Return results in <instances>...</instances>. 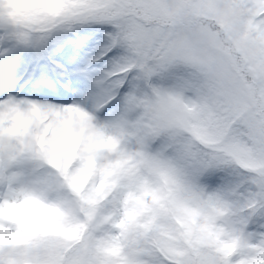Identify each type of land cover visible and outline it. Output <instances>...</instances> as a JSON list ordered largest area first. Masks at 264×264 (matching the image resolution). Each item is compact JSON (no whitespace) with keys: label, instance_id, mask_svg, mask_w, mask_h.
I'll return each mask as SVG.
<instances>
[{"label":"snow or ice","instance_id":"obj_1","mask_svg":"<svg viewBox=\"0 0 264 264\" xmlns=\"http://www.w3.org/2000/svg\"><path fill=\"white\" fill-rule=\"evenodd\" d=\"M85 17L39 35L0 29V100L37 96L43 108L78 106L114 129L141 90L172 76L177 99L189 97L213 131L206 142L161 131L164 153L206 181L208 198L238 214L243 234L234 249L197 250L195 264H264V0H89ZM18 143L6 154L0 146V185L25 176L31 148L22 137ZM225 153L246 162L230 163ZM105 222L89 231L69 221L44 264H109L102 245L115 237L95 235ZM153 224L132 235L130 255L118 264H191ZM113 227L125 230L122 221ZM15 246L0 243V264H40L4 250Z\"/></svg>","mask_w":264,"mask_h":264},{"label":"clouds","instance_id":"obj_2","mask_svg":"<svg viewBox=\"0 0 264 264\" xmlns=\"http://www.w3.org/2000/svg\"><path fill=\"white\" fill-rule=\"evenodd\" d=\"M84 7L81 0H0V29L39 35L50 28L76 26ZM43 103L10 95L0 100V146L5 154L9 147L19 150L21 137L31 148L24 154V178L11 187L0 185V243L16 245L5 247V252L20 260L28 254L44 264L45 241L63 238L69 221L92 231L105 218L95 235L112 231L115 237L102 245L108 249L109 264L130 255L128 241L153 219V231L165 233L191 264L197 250L234 249L243 239L238 214L210 200L207 190L189 195L179 177L166 170L148 174L141 168L138 176H129L116 135L105 121L78 106H38ZM90 211L95 213L91 220L85 215ZM119 221L124 231L113 227Z\"/></svg>","mask_w":264,"mask_h":264},{"label":"rangeland","instance_id":"obj_3","mask_svg":"<svg viewBox=\"0 0 264 264\" xmlns=\"http://www.w3.org/2000/svg\"><path fill=\"white\" fill-rule=\"evenodd\" d=\"M81 3L85 5V9L89 4V0H81ZM86 22V17L78 21V23ZM167 77L170 78V81L167 80L163 97H154L152 101L154 106L158 108L162 116L166 119L168 123L167 125L178 131V134L182 133L190 135L192 133H196L198 135H204L205 139L208 141L212 136L213 131L211 124L205 116L197 113L192 108L189 97L184 96L179 100L177 99L175 90L171 83L173 77ZM142 91L143 90L140 91V94ZM28 98L37 100L42 99L37 96H30ZM134 102L135 98H133L129 108L127 109L125 119L121 122L120 126L113 129L119 142L117 148L122 167L129 176L135 174L134 171L138 169V165L136 163L138 160H134L135 146L137 147V144L142 143L146 139L145 137L142 138V134L139 131L140 124L134 126L132 124V120L136 118V115L134 114ZM54 103H59V101ZM183 103H186V108L183 107ZM148 154L151 158L150 162L147 164V167L149 168L147 171L148 173L152 174L160 168L170 170L174 177H179L183 191L192 196L205 191L209 187L206 182L202 183L200 180L198 181L193 174L185 171V165L181 161L174 160L171 156L165 155L163 150V141L159 142L154 148H152L151 152ZM145 155L146 153H139L136 157H144ZM225 157L230 163H235V161L238 163L246 162V158L243 154L225 153ZM125 162H127V168L123 166ZM61 239L62 238L60 237H56L45 241L48 254L50 251L55 250ZM48 254L46 260L48 259Z\"/></svg>","mask_w":264,"mask_h":264},{"label":"trees","instance_id":"obj_4","mask_svg":"<svg viewBox=\"0 0 264 264\" xmlns=\"http://www.w3.org/2000/svg\"><path fill=\"white\" fill-rule=\"evenodd\" d=\"M167 80L170 81V78L165 77L163 80L157 81L156 84L147 86L146 90H143L141 94L134 97V114L136 115V118L132 120V124L133 126L140 124L139 131L142 134V138L145 137L146 139L142 143L137 144V147L135 146L134 160H138L136 162L138 165V169H136L134 171L135 174L131 176H138L140 174L141 168H143L145 172L148 173L147 171L149 170V168L147 167V164L151 160L148 153H150L152 148H154L159 142L162 141L159 135L161 131H171L173 133L178 134V131L170 128V126L167 125L168 123L166 119L162 116L161 112L156 106H154L152 102L153 98L156 96L163 97V92L166 89ZM183 107L186 108L184 103ZM189 136L192 137L194 140H201V142L207 141L204 135L192 133ZM139 153H146V155L144 157H136V155H138ZM235 163L238 162L235 161ZM123 166L127 168V162H125ZM160 170H166L169 175L174 177L172 172L170 170H167L166 168H160L156 170L155 173H158ZM200 181L202 183L206 182L203 179H200Z\"/></svg>","mask_w":264,"mask_h":264}]
</instances>
